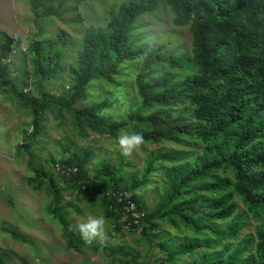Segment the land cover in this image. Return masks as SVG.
I'll return each mask as SVG.
<instances>
[{"label":"trees","instance_id":"1","mask_svg":"<svg viewBox=\"0 0 264 264\" xmlns=\"http://www.w3.org/2000/svg\"><path fill=\"white\" fill-rule=\"evenodd\" d=\"M159 2H123L107 28L86 32L78 65L66 70L63 31L58 39L32 40L26 52L21 38L0 39V93L32 118L16 152L29 155L27 185L47 191L46 213L60 224L69 248L97 246L72 226L69 206L62 203L68 189L99 203L117 231L127 226L146 242L147 260L139 261L136 249L117 247L110 251L114 263L264 264V0H166L174 25H189L192 33V57L183 54L191 61L184 78L175 75L184 68L180 57L163 56L162 45L145 50L131 41L138 17L155 11ZM138 57L143 64L134 83L142 104L127 118L105 113L109 100L76 107L86 99L89 83L116 82L121 63ZM19 61H29L31 69L19 70ZM158 63L177 72L164 70L167 65L156 71ZM67 71L70 84L56 91L50 84ZM47 114L62 121L68 115L82 136L107 135L118 142L127 129L124 134L141 133L142 143L171 142L187 149L157 151L141 172L128 171L131 163L124 154L94 165L96 151L89 145L35 167ZM130 200L145 212L138 221L127 211ZM240 201L247 213L239 211ZM248 215L259 224L255 235L242 236ZM152 248L162 254L160 260L149 259L156 253Z\"/></svg>","mask_w":264,"mask_h":264},{"label":"rangeland","instance_id":"2","mask_svg":"<svg viewBox=\"0 0 264 264\" xmlns=\"http://www.w3.org/2000/svg\"><path fill=\"white\" fill-rule=\"evenodd\" d=\"M128 1L131 0H0V39L4 35L11 39L21 38V48L26 52L32 40L58 39L59 33L63 31L68 38L63 49L66 70L78 65V55L86 32L89 29L107 28L110 16L118 11L123 2ZM36 6L38 14L34 11ZM44 11H52V14L42 15ZM173 17L166 0H160L155 11L138 17L136 29L131 32V41L135 47L145 50L154 45H162L163 56L180 57V64L184 68L179 74H175L176 68H171L166 63H158L154 69L167 65L164 70L171 71L178 78H184L191 67L189 59L192 57V33L189 25L175 26ZM17 63L19 70L31 69L29 61ZM142 64L143 58L125 59L121 63L120 72L115 76L116 82L92 81L87 86L86 99L78 101L76 107L109 100L111 106L105 113L112 114L113 119L127 118L132 109L142 104L134 83ZM156 71L160 69L156 68ZM70 82L71 76L67 71L58 82L50 85L58 91L67 87ZM34 95H37L36 91ZM8 98L0 93V264H118L112 261L110 255V251L117 247H123L125 251L136 249L141 253L139 261L147 260L145 254L148 246L146 242L140 243L139 232L132 233L127 226L117 231L114 223L104 216L99 203L79 199L76 192L71 193L69 189L63 191L62 203L69 206L67 211L72 226L79 228L81 223L90 219L103 218L104 231L103 239H94L93 246H97V249L91 245L81 247L80 250L68 247L60 224L46 213L47 191H33L27 185L26 177L32 175L28 167V153L20 156L16 153L17 147L23 143L24 130L31 131L30 112L28 109H19L11 100L7 102ZM63 119L64 121L52 114L46 115L45 132L39 137L36 147L39 159L34 160L35 167L40 163L44 165L47 159H60L69 149L85 145L96 151L94 165L102 158L115 162L117 156L123 154L119 141H113L107 135L82 136L72 125L68 115ZM126 132L127 129H124L122 134ZM167 149L178 151L187 148L171 142H143L126 156V160L131 163L128 171L141 172L151 154ZM48 169L46 166V170ZM55 181L60 187L63 186L61 180L56 178ZM148 199L151 202L152 196H148ZM239 211L247 213L241 201ZM258 224L253 216L248 215L241 235H255ZM17 233L26 241L19 240L15 236ZM152 249L156 253L149 259L160 260L162 254L156 248ZM116 256L119 261L120 255L117 253Z\"/></svg>","mask_w":264,"mask_h":264},{"label":"clouds","instance_id":"3","mask_svg":"<svg viewBox=\"0 0 264 264\" xmlns=\"http://www.w3.org/2000/svg\"><path fill=\"white\" fill-rule=\"evenodd\" d=\"M143 136L141 133L121 134L119 137V146L124 155H130L134 149L141 145ZM103 218L90 219L86 223H81L78 227L80 233L86 241L91 242L93 239H103Z\"/></svg>","mask_w":264,"mask_h":264},{"label":"built area","instance_id":"4","mask_svg":"<svg viewBox=\"0 0 264 264\" xmlns=\"http://www.w3.org/2000/svg\"><path fill=\"white\" fill-rule=\"evenodd\" d=\"M58 168H60L59 166H58ZM127 211H129V212H131L132 213V215L137 219V221H138V219H139V216L140 215H144V211H139V210H137V206H136V203L134 202V201H129V205L127 206ZM129 217V214L127 213L126 215H125V218H128Z\"/></svg>","mask_w":264,"mask_h":264}]
</instances>
